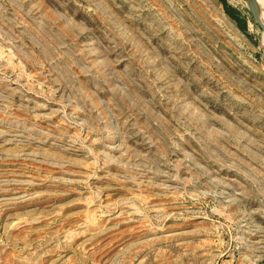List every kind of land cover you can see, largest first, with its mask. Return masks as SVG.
<instances>
[{"label": "rangeland", "instance_id": "1", "mask_svg": "<svg viewBox=\"0 0 264 264\" xmlns=\"http://www.w3.org/2000/svg\"><path fill=\"white\" fill-rule=\"evenodd\" d=\"M263 38L245 0H0V264H264Z\"/></svg>", "mask_w": 264, "mask_h": 264}, {"label": "water", "instance_id": "2", "mask_svg": "<svg viewBox=\"0 0 264 264\" xmlns=\"http://www.w3.org/2000/svg\"><path fill=\"white\" fill-rule=\"evenodd\" d=\"M247 9L252 17L254 23L258 26V28L264 33V25L262 24L261 20L257 18V14H262V7L257 2V0H245Z\"/></svg>", "mask_w": 264, "mask_h": 264}, {"label": "trees", "instance_id": "3", "mask_svg": "<svg viewBox=\"0 0 264 264\" xmlns=\"http://www.w3.org/2000/svg\"><path fill=\"white\" fill-rule=\"evenodd\" d=\"M225 11H226V13L231 17V18H233L237 23H238V25H239V27L242 29V22L243 21H241L239 18H238V15H237V13L233 10V9H231V8H228V7H226L225 6ZM244 23V22H243Z\"/></svg>", "mask_w": 264, "mask_h": 264}, {"label": "bare ground", "instance_id": "4", "mask_svg": "<svg viewBox=\"0 0 264 264\" xmlns=\"http://www.w3.org/2000/svg\"><path fill=\"white\" fill-rule=\"evenodd\" d=\"M257 2L261 5L263 12H262V14H257L256 13V16H257L258 19L261 20L262 24L264 25V2H263V0H257ZM263 42H264V38H263Z\"/></svg>", "mask_w": 264, "mask_h": 264}]
</instances>
